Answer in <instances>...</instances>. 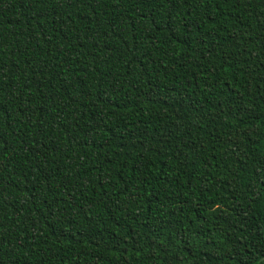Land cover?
<instances>
[{
    "label": "trees",
    "instance_id": "trees-1",
    "mask_svg": "<svg viewBox=\"0 0 264 264\" xmlns=\"http://www.w3.org/2000/svg\"><path fill=\"white\" fill-rule=\"evenodd\" d=\"M0 264H264V0H0Z\"/></svg>",
    "mask_w": 264,
    "mask_h": 264
}]
</instances>
